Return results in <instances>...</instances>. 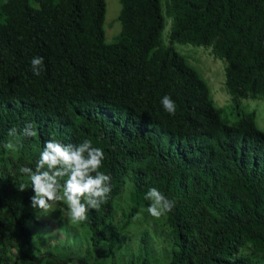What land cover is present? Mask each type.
<instances>
[{"label":"trees","instance_id":"16d2710c","mask_svg":"<svg viewBox=\"0 0 264 264\" xmlns=\"http://www.w3.org/2000/svg\"><path fill=\"white\" fill-rule=\"evenodd\" d=\"M119 3L120 32L107 43L105 0H0V226L30 242L34 191L19 169L35 170L48 139L90 140L104 150L101 171L112 188L80 222L96 257L108 241L112 259L118 234L103 230L128 185L124 228L150 205V188L174 201L165 216L167 264H264V131L240 106L264 97V0H167L166 45L161 0ZM174 44L215 48L233 121ZM35 56L44 60L38 77ZM165 95L177 105L174 116L163 108ZM27 122L35 137L22 135ZM13 127L18 134L9 137ZM10 140L17 160L3 148ZM20 183L29 188L19 191Z\"/></svg>","mask_w":264,"mask_h":264},{"label":"rangeland","instance_id":"374dc122","mask_svg":"<svg viewBox=\"0 0 264 264\" xmlns=\"http://www.w3.org/2000/svg\"><path fill=\"white\" fill-rule=\"evenodd\" d=\"M106 13L104 18L105 41H114L120 32L118 15L119 0H105ZM166 2L161 0L162 10L166 19V27L162 34L163 43H168L171 21L166 16ZM176 50L187 58L188 63L196 69L206 82L211 98L216 107L221 108L224 115L233 121L231 96L224 85L225 63L221 60L213 46H191L174 44ZM240 106L256 115L257 126L264 131V97L241 100ZM6 155L17 160L19 154L7 150ZM129 186L123 188L114 203V210L104 231L108 237L118 234L116 245L112 251V259L108 252V241L98 249V256L93 253L87 228L81 224L70 222L67 218L66 206L59 205L50 213H40L30 205L35 219L27 226L33 232L30 242L18 236L17 230L8 231L0 226V264H142V255H148V264H167L173 248L170 227L166 217H152L146 207L140 208L137 215L127 227H123L122 213L128 211ZM151 203V202H150ZM65 207L64 214L61 208ZM0 216V224H4ZM7 231V232H6ZM249 248L241 254H249ZM264 263V257L259 256ZM33 262V263H32Z\"/></svg>","mask_w":264,"mask_h":264},{"label":"clouds","instance_id":"9594fccd","mask_svg":"<svg viewBox=\"0 0 264 264\" xmlns=\"http://www.w3.org/2000/svg\"><path fill=\"white\" fill-rule=\"evenodd\" d=\"M33 75L40 76L44 67L42 57L35 56L30 60ZM161 103L169 115H175L177 105L165 95ZM18 134L17 128L9 129V137ZM22 135L35 137L37 132L31 122H27ZM3 148L15 152L17 146L11 140L3 144ZM105 159L104 150L94 147L90 140L79 144H65L57 139H48L44 143L35 170L21 167L30 182L34 195L31 205L40 213H50L59 205L66 206L67 218L70 222H84L88 219L89 210H99L108 202L112 192L111 177L101 171ZM23 192L29 188L28 183L17 185ZM150 201L147 212L159 219L170 213L175 204L156 187H152L145 195ZM65 207L61 208L64 214Z\"/></svg>","mask_w":264,"mask_h":264}]
</instances>
